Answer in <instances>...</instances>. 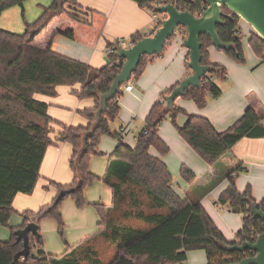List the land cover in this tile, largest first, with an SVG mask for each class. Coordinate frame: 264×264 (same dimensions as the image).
<instances>
[{
  "label": "trees",
  "instance_id": "1",
  "mask_svg": "<svg viewBox=\"0 0 264 264\" xmlns=\"http://www.w3.org/2000/svg\"><path fill=\"white\" fill-rule=\"evenodd\" d=\"M24 1L0 0V16L10 7H23ZM132 1L140 8L154 12L156 0ZM173 1L178 9L193 14L201 13L208 6L205 0ZM226 13L228 15L222 18L223 22L216 26V30L220 39L232 43L233 48L218 50L236 63L243 64L245 55L238 25L240 17L228 10ZM105 21L103 13L84 8L75 0H51L34 21L25 22L22 33L0 27V227L8 226L14 212V197L18 193L29 195L34 191L46 149L54 143L49 134L51 124L56 122L48 114V104L35 96L53 97L57 94V86L78 84L79 88L72 93L78 98L94 100L92 108L80 112L88 120L85 126L57 123L60 131L55 142H67L72 147L69 159L72 182L57 184L48 181V185L56 189L55 197L36 211L21 212L22 223L16 227L9 226V238L0 240V264H184L187 252L197 249L205 251V264H229L252 256L254 253L250 250H225L227 245L254 242L264 232V220L251 214L250 205L255 200L250 188L239 191L235 185L237 174L245 171L242 163L237 162L227 173L229 184L216 200L217 204L242 215V227L233 240H227L199 201L182 198L174 190L172 174L161 158L169 147L158 133L161 122L168 116L178 135L190 148L208 165H214L242 138L264 137L261 117L252 107H247L230 126L217 130L208 118L187 114L175 104L166 111V97L178 82L162 92L151 106L132 148L122 141L120 132H111L110 129V123L119 114L118 98L122 93V84L119 92L107 102L100 122L94 128L99 96L108 91L124 62L117 56L120 46L115 41L109 42V63L94 68L56 52L53 40L55 35H62L94 46ZM36 29L39 32L30 39V34ZM177 33L186 34L183 27H179ZM145 36L140 32L132 34L129 38L131 46ZM199 39L201 64L208 66L209 71L201 77L199 88L189 86L181 97L202 108L209 98L221 94L216 80L226 77V68L209 61L210 37L201 34ZM248 44L252 52L263 60L264 40L253 31L248 37ZM155 55H142L131 78L138 76L146 61ZM188 61L189 53L185 65L190 71ZM179 114L186 115L182 126L176 123ZM104 135L114 138L117 144L108 156L103 175L97 176L89 170V160L91 156L103 155L97 151V146ZM151 147L159 153L158 156L150 154ZM179 176L188 184H193L197 178L184 165L179 170ZM95 181L105 185L111 194L110 203L91 204L98 216L99 230L75 244H68L63 237L61 204L70 198L78 208L83 207L86 204L84 191ZM257 207L264 209L262 202ZM43 219L55 221L65 245L62 253L50 254L44 250L38 225ZM130 219L140 220L147 227L125 223ZM30 222L37 225V231L28 234V245L25 246L20 232ZM97 237L107 241L114 249L108 262L101 260L93 244Z\"/></svg>",
  "mask_w": 264,
  "mask_h": 264
},
{
  "label": "crops",
  "instance_id": "2",
  "mask_svg": "<svg viewBox=\"0 0 264 264\" xmlns=\"http://www.w3.org/2000/svg\"><path fill=\"white\" fill-rule=\"evenodd\" d=\"M75 2L84 8L95 9L105 15L106 21L101 34L94 46L85 45L62 35H55L53 49L62 55L86 62L94 68H100L109 63L107 57L109 42L120 38L129 40L130 36L136 32L147 36L152 32L151 12L140 8L132 0H75ZM240 20L238 25L241 28ZM253 31V28L249 26V35ZM249 35L246 41L242 42L245 55L243 64L236 63L212 45L208 48L209 61L226 68V77L219 85L221 94L218 97L209 98L202 108L197 107L192 100L181 96L175 99L174 104L184 109L187 114L208 118L217 130H224L230 126L247 107H252L264 124V59L261 60L252 52L248 44ZM174 36V39L166 41L161 53L146 61L138 76L132 77L121 87L122 93L118 98L119 114L110 129L111 132H120L122 141L132 148L135 146L137 135L144 127L145 118L151 106L160 98V94L191 73L185 65L188 49L182 45L184 36L179 33ZM78 88V84L59 85L56 87L57 94L53 97L39 94L35 96L36 99L48 104V114L56 122L51 124L52 131L49 134L54 143L46 149L40 166V178L34 191L29 195L18 193L14 197L12 202L14 212L8 221L10 227L19 226L22 223L21 212L36 211L51 202L56 195V189L48 185V181L70 184L73 180V173L69 167L72 147L67 142H55V139L60 131L57 123L71 126H85L88 123L86 117L80 112L92 108L94 100L76 97L72 91ZM185 121L186 115L180 114L179 125L182 126ZM158 134L169 147V152L178 161L174 162L170 156H161L172 174L174 190L182 198H188L191 201L197 199L196 201L201 203L224 237L227 240H233L236 232L242 227V215L222 207L216 203V200L229 184L226 178L227 173L237 162H241L245 171L237 174L236 188L243 191L249 187L255 203L262 202L264 205V137L242 138L217 163L208 165L178 135L177 130H167L162 124ZM105 136L109 135H104V139H100L97 146V151L103 155L91 156L89 160V170L97 176L103 175L108 156L117 144L111 136L109 137L112 140L105 143L107 139ZM149 152L158 156L157 153H152L151 149ZM182 165L196 175L197 178L193 184L186 183L179 176ZM175 183H178L180 187L177 188ZM91 186L84 191L86 204L83 207L78 208L70 198L65 199L61 204L60 211L68 244H75L96 233L99 230L98 216L91 204L95 202L108 204L111 201L110 190L101 182L95 181ZM38 225L44 236V250L50 254L62 253L65 245H62L55 235L54 221L52 223L48 219H43ZM7 236V232H0V240H7L5 239ZM102 241L100 237L95 238L93 241L95 248L102 249ZM113 252L114 250L109 247L110 257ZM206 261L205 251L197 249L187 252L184 264H205Z\"/></svg>",
  "mask_w": 264,
  "mask_h": 264
},
{
  "label": "water",
  "instance_id": "3",
  "mask_svg": "<svg viewBox=\"0 0 264 264\" xmlns=\"http://www.w3.org/2000/svg\"><path fill=\"white\" fill-rule=\"evenodd\" d=\"M208 6L200 16L194 15L188 10H180L174 4H165L154 7V11L163 13L164 19L161 26L150 36H145L134 45L117 50V56L124 59L120 70L115 74L108 91L99 96L98 108L95 111L94 128L100 122L101 115L106 109L107 102L116 95L122 84L127 83L132 74L136 71L142 55H155L161 53L166 41L173 36L179 27L185 29L186 34L182 39V45L188 49V67L191 73L182 79L166 97L165 110L169 111L177 97L182 96L187 87L199 88L201 77L209 71V67L201 64V42L200 35L207 34L211 44L216 49L228 51L233 48L232 43L220 39L216 26L222 24L223 17L227 16L226 10L235 13L242 20L248 23L264 40V0H205ZM39 32L36 29L30 34V39ZM251 214L254 218L264 220V209L258 208L256 203H251ZM37 225L34 222L28 223L20 232L24 245H28V234H35ZM227 251L250 250L252 256L241 259L238 262L229 264H264V232L259 234L254 242L245 241L240 244L225 246Z\"/></svg>",
  "mask_w": 264,
  "mask_h": 264
},
{
  "label": "rangeland",
  "instance_id": "4",
  "mask_svg": "<svg viewBox=\"0 0 264 264\" xmlns=\"http://www.w3.org/2000/svg\"><path fill=\"white\" fill-rule=\"evenodd\" d=\"M50 2H51V0H25L23 2V7H21V6L10 7L8 9L4 10L2 15L0 16V27L3 28V29L9 30V31L15 32V33H22L24 31V28H25V22L34 21L36 19V17L39 15V13L42 11L43 7L49 5ZM22 11H23V14H22ZM240 26H241V28H240V31H241L240 38H241V40L243 42V41H246V38L249 35L248 29H249L250 25H248L245 21L240 20ZM177 31H178V29H177ZM174 38H175V36L171 37L170 39L172 40ZM221 81L220 80L219 81L216 80V83L218 85H220ZM179 120H180V114L176 118V123H177L178 126H180L179 125ZM115 121L116 120H114L113 122L110 123V127H112L115 124ZM162 124H163V126L165 125V128H167V130H172V131H173V129L176 130L175 126L172 124V122H171V120L169 119L168 116L161 122V125ZM105 138H107L105 143L108 142L109 140H112V138L109 137V136H105ZM103 139H104V136H102L101 140H103ZM131 139L134 141L133 138H131ZM150 149H151L152 153H157L159 155V153L154 148L151 147ZM112 151H113V149H112ZM167 156H170L171 158H173L174 162H176V163L178 162L177 159L174 158L172 153H170L169 151L162 157H167ZM103 186L105 188H107L105 185H103ZM175 186L177 188L180 187V186H178V183H175ZM91 188H92V186H91ZM196 200L197 199H194V201H196ZM222 207H224V206H222ZM225 208H227V207H225ZM16 215L18 216L17 213H16ZM48 220H50V222L52 221V223L54 221L53 219H48ZM125 223H127V224H129L131 226H134V227H140V228L147 227L144 222H142L140 220H136V219L127 220V222H125ZM54 224H55V228H56L55 235H56L57 239L59 240V242L62 243V245H64V242H63L62 238L58 234L57 225H56L55 221H54ZM1 231L8 233L7 238H5V239H8L9 236H10L9 224H8V226L0 227V232ZM63 237H64V240H66L65 239V224H64V227H63ZM43 238H44V236H43ZM101 246H102L101 248L103 250L100 249V248L99 249L97 248V250L100 252L99 257L101 258V260L103 262L110 261L112 256L111 257L109 256L108 251H109V247L112 248V250H114L113 247L107 241L105 242L104 240L102 241ZM57 253H59V252H57Z\"/></svg>",
  "mask_w": 264,
  "mask_h": 264
},
{
  "label": "built area",
  "instance_id": "5",
  "mask_svg": "<svg viewBox=\"0 0 264 264\" xmlns=\"http://www.w3.org/2000/svg\"><path fill=\"white\" fill-rule=\"evenodd\" d=\"M169 3L174 4V1L173 0H156V2L154 3V6L155 7L156 6H161V5H165V4H169ZM201 13L194 14V15L200 16ZM164 17H165V15L163 13H158V12H155V11L153 13H151V19H152L153 29H152L151 34H149V36L152 35L153 32L156 31V29H158L161 26V21L164 19ZM175 33H177V30H175ZM115 42L120 47L127 48V47H130L131 46V44H130V42H129L128 39L120 38V39H117Z\"/></svg>",
  "mask_w": 264,
  "mask_h": 264
}]
</instances>
